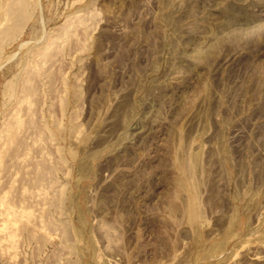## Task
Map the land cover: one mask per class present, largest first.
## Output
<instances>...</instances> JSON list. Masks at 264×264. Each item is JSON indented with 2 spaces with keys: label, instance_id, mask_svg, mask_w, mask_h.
I'll return each mask as SVG.
<instances>
[{
  "label": "rangeland",
  "instance_id": "obj_1",
  "mask_svg": "<svg viewBox=\"0 0 264 264\" xmlns=\"http://www.w3.org/2000/svg\"><path fill=\"white\" fill-rule=\"evenodd\" d=\"M0 264H264V0H0Z\"/></svg>",
  "mask_w": 264,
  "mask_h": 264
}]
</instances>
